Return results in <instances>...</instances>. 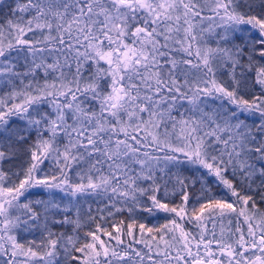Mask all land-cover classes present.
<instances>
[{"label":"snow or ice","instance_id":"obj_1","mask_svg":"<svg viewBox=\"0 0 264 264\" xmlns=\"http://www.w3.org/2000/svg\"><path fill=\"white\" fill-rule=\"evenodd\" d=\"M4 7L0 165L21 164L18 183L0 168V264H264V0ZM31 189L40 198L22 202ZM89 198L127 210L126 233L121 220L65 243L54 227L79 228ZM137 208L173 215L148 226ZM32 229L39 242L18 240Z\"/></svg>","mask_w":264,"mask_h":264},{"label":"trees","instance_id":"obj_2","mask_svg":"<svg viewBox=\"0 0 264 264\" xmlns=\"http://www.w3.org/2000/svg\"><path fill=\"white\" fill-rule=\"evenodd\" d=\"M4 3H12V0H3ZM201 2H204V0H201ZM258 3V0H257ZM9 9L7 7H4L3 9H0V19H3L4 14L8 13ZM206 15H209L210 13H205ZM197 20H199V18H197ZM212 22L209 20H204L202 22V26L204 28L209 27V25ZM199 28V26H198ZM216 31H219V29H216ZM203 36L205 37V42L207 43V45L215 47L216 46V41L213 38L212 33L210 32H204ZM21 161L17 160L14 162H8L5 161L2 165H0V168L3 169V171L8 174L6 176V179L4 181L5 184H11L12 182H16L18 183V179L16 178V176L12 175V173H15L19 167H20ZM183 175L185 177H188L189 179H191V176L189 174L188 171L183 172ZM174 182V180H173ZM189 187H191V185H189ZM193 191V195H192V200L195 201L196 197L198 195H200V184L198 183L195 188L192 190ZM41 190L40 189H31L30 190V194H26L27 199L25 197H21V201L22 202H28V200H36L39 199L40 196L37 195L38 193H40ZM212 192H219V189H217L215 186L212 187ZM161 196H163V190L160 193ZM229 199H231V197H228ZM142 200H146V198H141ZM169 201L174 202V204H179L180 203V199L179 196H173L171 194V189H169V196H168ZM150 205V202H148ZM120 205H117V207H119ZM198 207V205H196ZM110 204L106 199L101 198L100 200H97L95 198H89L86 202H84L81 205L80 208V220H81V226L79 228H76L74 225H66V226H55L54 227V231L59 232H64L65 234V243L67 242V236H73L76 240H77V246H79L80 244H82L83 242L87 241H91L90 237H86L85 233L86 232H96V227L99 224L102 229L111 232L113 235H115V231H114V224H119V222L121 220L124 221V225H123V231L126 233L127 231V224L130 223L132 221L133 216H130V214L127 212V210L123 211V212H116L114 208L111 209L113 215H109V208H110ZM191 209H189L190 211ZM134 217L137 218L140 222H144L146 223L148 226H152L153 224L159 226L161 224H164L167 222L166 218H171V216L173 214H169V213H164V212H159L156 211L155 209L153 210V213L150 214L148 212H144L141 209L137 208L134 212ZM72 218H75V211H73V213L71 214ZM177 219H179V217H177ZM241 223H243V220L241 218ZM235 224H236V220L235 218L232 221V224L229 225L228 221L225 220L223 227L225 228V230H227V228L232 227L233 229L235 228ZM185 227L186 230L189 231H195V229L192 228V226L190 224L185 223ZM221 228V224L219 223V221L216 224V231L219 234ZM245 230H246V226H245ZM97 235H99L101 237V239H103L105 242L111 243V244H115L114 240H109L108 236L104 235L103 232H98L96 233ZM136 234H137V238H139V230L138 228L136 229ZM18 240H20V242L22 243H27L28 240H33L35 239L37 242L40 241L41 239V234L39 229H32L31 231H20L18 233L17 236ZM124 239L126 241V243L131 244L132 241L130 238H128L126 235L124 236ZM134 247H136L137 249H142L145 252L147 251V249L144 247L143 244H135ZM61 253H63V249H61ZM75 255L79 256L80 253H75ZM61 260H63V255H61ZM71 264H79V261H72ZM145 264H149L148 261H145Z\"/></svg>","mask_w":264,"mask_h":264}]
</instances>
